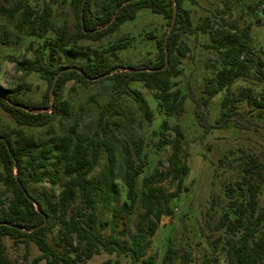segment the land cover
Wrapping results in <instances>:
<instances>
[{
    "label": "trees",
    "instance_id": "obj_1",
    "mask_svg": "<svg viewBox=\"0 0 264 264\" xmlns=\"http://www.w3.org/2000/svg\"><path fill=\"white\" fill-rule=\"evenodd\" d=\"M261 1L264 3V0ZM186 2L195 4V0H70L69 6L76 24L73 36L66 43L62 41L64 33L56 39L50 40L48 37L54 33L57 0H47L40 10H35L30 0H14L10 10L0 7V17L17 20L15 29L28 39H37L39 42L34 58L14 62V71L24 75L35 74L47 86L41 100L37 102L22 98L20 90H10L0 85V110L10 120L8 126H0V184L5 189L4 193L9 195L6 210L0 211V264H11L5 255L4 238L14 245L33 244L40 253L33 260L34 264H87V261L102 252L127 254L133 263L146 257L158 224L164 216L172 214L170 202L185 190L183 180L189 168L186 153H182L184 134L179 126H175L172 128L173 135L170 138L163 137L159 143V146H169L171 150L167 168L156 176L143 178L142 213L127 248L122 245L117 229L121 216L130 212L135 204L136 184L141 170L135 165L128 145L112 133L108 116L118 113L116 109L125 96L138 98L141 104H145L139 98V93L131 88L132 83L141 84L152 93L158 109L165 117L183 116L186 95L181 89L172 90V79L179 75V62L186 55L183 49L186 43L182 41V36L193 37L198 41L199 36L209 35L211 42L204 45V49L217 54L219 71L208 80L207 86L199 94L190 92L194 116L204 133L223 128L231 121L240 129L251 124L250 119L246 124L240 123L238 119L244 117V113L230 105L231 87L238 80L248 78L255 67L250 46L251 24L239 27L234 22L213 21L214 16L205 17L201 24H193L190 9L184 7ZM143 10L160 16L168 27L174 19L169 34L167 30L154 40L150 33L149 39L155 41V59L147 57L136 64L85 61L77 66L71 62L66 66L44 62L43 50L49 51L53 46L64 55L72 53L77 43L98 42L127 22L135 20ZM214 22L216 27L212 28ZM67 45L72 47L67 49ZM127 45L124 38L105 51H121ZM32 46L30 41L28 50ZM259 64L263 66L261 62ZM104 81L112 82V99L100 112L91 136L74 137L77 126L72 125L60 137L59 157L64 162L67 179L62 184L57 203L51 199L43 202L31 193L30 185L42 181L38 172L47 167L53 149L24 129L45 128L56 117H69L70 104L63 99L68 83L87 85ZM220 92H225L220 117L211 124L208 121V106ZM254 104L260 109L264 108V103L254 101ZM145 115L150 121L151 112L146 109ZM258 125L264 130V121ZM117 146L124 157L121 181L126 188V195L123 205L113 208L107 222L110 234L104 238L96 230L97 226L104 225L99 221L98 209L112 197L116 198L117 191L112 188L110 193L104 194L106 176L92 178V174L99 165L103 151L107 155L109 173H112ZM242 171V182L236 184L238 194L234 195L236 190L233 188L227 191L231 214H224L222 219V226L229 236L226 239V258L228 264H264V206L259 208L261 191L264 193V164L251 160L249 164L243 165ZM165 180L176 184L173 192L166 194L158 190L156 185ZM244 185L246 190L242 188ZM2 204L4 201L0 198ZM57 225L60 227L59 239L53 247L50 241ZM174 256L175 251L167 249L162 264H175ZM190 261V253L185 252L177 264H190Z\"/></svg>",
    "mask_w": 264,
    "mask_h": 264
},
{
    "label": "rangeland",
    "instance_id": "obj_2",
    "mask_svg": "<svg viewBox=\"0 0 264 264\" xmlns=\"http://www.w3.org/2000/svg\"><path fill=\"white\" fill-rule=\"evenodd\" d=\"M46 1L30 0V5L35 10H40ZM69 4L70 0H57L54 33L48 35L50 40L64 33L65 38L62 41L66 43L68 38L73 36L76 21ZM13 5L14 0H0V7L6 10H10ZM184 7L190 9L193 24H201L207 16H214L217 20L214 18L213 21L234 22L239 27L251 24L250 46L255 67L248 78L238 80L230 90V105L244 113V117L238 121L246 124L250 119L251 124L240 129L231 121L223 128L204 133L194 116L190 92L199 94L207 86L208 80L214 78L219 71L217 54L213 50L204 49V45L211 42L209 35L199 36L198 41L193 37L182 36V41L186 43V47H183L186 55L179 62V75L172 79V90L181 89L186 95L183 116L165 117L158 109L152 93L137 83L130 86L139 93V98L145 104H141L138 98L125 96L116 109L118 113L108 116L112 133L128 145L135 165L141 170L136 184L135 204L130 212L121 216L117 229L122 245L127 248L130 246L138 217L142 213L140 202L143 178L156 176L167 168L171 150L169 146H159V143L163 137L170 138L173 135L172 128L175 126H179L184 134L185 146L182 153H186L189 168L183 180L185 190L170 202L172 214L164 216L158 224L145 258L133 263L127 254L102 252L87 261V264H162L164 254L169 248L175 251V264L185 252L191 255L190 264H228L226 239L229 236L222 226L223 215L231 214L228 209L227 191L233 188L236 190L234 195L238 194L236 184L242 182L243 165L249 164L251 160L264 164V130L258 125L264 121V108L260 109L254 104V101L264 103V3L261 0H195L194 5L186 2ZM16 21L0 17V85L6 89L20 90L22 98L38 102L47 90L45 82L35 74L16 73L14 62H20L24 58L32 60L34 51L39 48V42L19 33L15 29ZM211 26L215 28V22ZM168 28L167 22L160 16L143 10L135 20L127 22L102 40L77 43L72 53L64 55L53 46L49 51L43 50V60L54 66H66L70 62L77 66L85 61L136 64L147 57L156 58L154 40L159 39ZM150 33L153 34L154 40L149 39ZM124 38L128 42L125 49L105 51L110 45ZM30 41L33 46L28 50ZM71 47L69 45L67 49ZM112 87L111 81L92 82L87 85L70 82L65 86L63 93V99L70 104L69 117H56L52 124L45 128L24 129L53 149L47 167L38 172L43 178L42 181L30 185L31 193L35 197L41 198L43 202L47 199L58 202L62 184L67 179L64 162L59 157V139L72 125L77 126L74 137L91 136L96 129L100 112L108 106L113 97ZM224 95L225 92L218 93L209 103L208 121L211 124L217 122L220 117ZM50 99L53 101V95ZM146 109L151 112L150 121L145 115ZM2 124L8 126L10 120L0 110V126ZM123 161L122 150L117 146L112 173H109L107 155L103 151L99 165L92 174V178L106 176L104 194L110 193L112 188L117 191L116 198L112 197L98 209L99 221L104 225L97 226L96 230L104 238L110 234L107 222L111 218L113 208H120L125 202L126 188L121 181ZM175 186L171 180L156 185L159 191L166 194L173 192ZM242 188L246 190L245 185ZM4 192L5 189L0 184V198L4 201V204L0 205V211L6 210L9 198ZM261 192L259 208L264 206V193ZM59 228V225L55 227L51 237L53 247L59 239ZM3 243L5 255L11 264H34L33 260L40 254L31 243L14 245L7 238L3 239Z\"/></svg>",
    "mask_w": 264,
    "mask_h": 264
},
{
    "label": "water",
    "instance_id": "obj_3",
    "mask_svg": "<svg viewBox=\"0 0 264 264\" xmlns=\"http://www.w3.org/2000/svg\"><path fill=\"white\" fill-rule=\"evenodd\" d=\"M173 24H174V19H173V21H172V23H171L170 27L168 28V34L170 33V31H171V28H172ZM50 109H51V108H50ZM50 109H49V110H50Z\"/></svg>",
    "mask_w": 264,
    "mask_h": 264
}]
</instances>
